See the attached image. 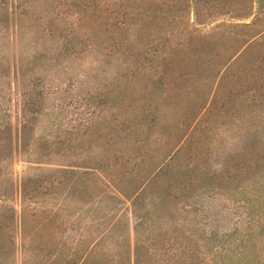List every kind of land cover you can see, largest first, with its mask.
I'll return each mask as SVG.
<instances>
[{
	"label": "trees",
	"instance_id": "trees-1",
	"mask_svg": "<svg viewBox=\"0 0 264 264\" xmlns=\"http://www.w3.org/2000/svg\"><path fill=\"white\" fill-rule=\"evenodd\" d=\"M7 32L19 45L10 56L0 47V264L14 255L16 226L21 264L37 253L41 264H109L112 246L115 264H264V0H0V46ZM88 56L93 71L71 75ZM194 78L214 79L208 98L187 88ZM78 80L92 84L87 121L35 134L47 100ZM167 111L194 144L152 143ZM218 128L238 144H209ZM73 156L21 175L16 216L13 162ZM222 192L248 196L244 229L210 223L203 197ZM50 194L91 210L89 223L30 204ZM107 195L128 202L130 218H95Z\"/></svg>",
	"mask_w": 264,
	"mask_h": 264
},
{
	"label": "rangeland",
	"instance_id": "rangeland-1",
	"mask_svg": "<svg viewBox=\"0 0 264 264\" xmlns=\"http://www.w3.org/2000/svg\"><path fill=\"white\" fill-rule=\"evenodd\" d=\"M189 21H191V16L188 15ZM224 21V22H233V23H251L253 21V16L243 17V18H228L226 16L219 17L217 20L212 21L210 24L202 25L197 24L196 28L200 31H205L212 27L216 22L218 21ZM4 44H2L0 47L3 49L1 52H5L7 56H10V53L15 50V46L19 45V38L15 39V36L11 34V32H7L5 37L3 38ZM17 50V46H16ZM15 50V51H16ZM81 63V64H80ZM95 66V62L88 56L86 59H84L82 62H77V65L72 66V72L71 75H75V72H78L79 69L85 68V70L91 72L93 71ZM67 72H69V68H65ZM57 76V75H56ZM76 76V75H75ZM50 78H52V74L50 75ZM57 80H53V83H57L59 86L63 87L64 83L67 81V73L64 71L60 74V76H57ZM76 78V77H75ZM79 79V77L77 78ZM59 82V83H58ZM186 86L190 90H194L198 94V97L201 99L208 98L214 88V79L208 82V79H201V78H194L189 79L186 82ZM92 84L91 82H85V81H76L74 87L67 88L66 90L62 92H57V94H54L52 98H49L47 100L48 108L47 111L41 116L40 120L36 124L35 127V134L38 133H46L50 132L53 134L57 131H62L64 129H73V128H80L89 118V101L86 99V90L91 89ZM193 92V91H192ZM10 99L8 101L9 105V112L10 117L12 121L17 120L18 116V96L14 95L12 91L9 93ZM188 101V100H186ZM88 103V104H87ZM51 104V105H50ZM53 104V106H52ZM55 104H58L57 107H55ZM170 112L167 111L164 114V118H167L165 121L166 129L164 131L163 137L158 141L152 142L153 144H194L193 142L187 141L184 139V136H180L179 134L182 132L178 130L176 131L174 125L176 122L174 121V118H169ZM94 118V117H93ZM100 118V117H99ZM211 137H209V144H238V141L236 137L231 136V132L228 130H223L221 128H218L216 130V133L212 135V133L209 134ZM189 137V136H188ZM177 138V140H176ZM177 141V142H176ZM77 143L74 141H69V144H75ZM151 143V142H150ZM64 144H66L64 142ZM24 158L18 157L13 164L9 167V176L12 182L15 186V194L7 200L9 204H11L15 208L16 216L18 215L19 210V196H18V182L21 175L24 174H33L37 173L41 170H47L54 167H57V162L61 160H76L77 157H67V158H53L51 161L52 163L48 164H31L27 163L23 160ZM103 160V158H102ZM215 164V163H213ZM106 190V188H105ZM213 196H205L203 197V203L207 207V211L214 214L213 220H211L212 225H217L219 228H229L232 225V222L238 221L237 226L238 228L245 227V219H246V210L247 209V200L248 196L245 194H242L241 192H233V193H227L222 192L219 193H213ZM31 205L35 206H44V207H57L61 206L68 209V212L71 211V215L74 218H78L79 222H88L89 223V216L91 213V210L85 212L84 207H72L76 206L73 205L72 201L65 199L61 194H50L45 196H39L36 199L32 200L30 202ZM235 205H240L241 207H235ZM113 206V209L112 207ZM128 202L123 201L120 202L118 199H112L110 197H106L105 202L102 204V210L100 206H98L97 215L95 218H100L101 214L104 215L105 220H108L109 217H116L120 210L123 214V218H130V210ZM111 218V219H112ZM91 222V221H90ZM94 222V218H92V223ZM92 230V227H89L88 232ZM15 232V243L13 245V249H15L13 257L7 261L5 264H21V253H20V243H22V247L26 246V243L23 241L21 242L18 239V227L16 226L13 230ZM78 231V230H77ZM76 232L74 230L68 232L67 234H70L71 237L69 240L74 241L76 238ZM111 245V244H109ZM115 247L112 246L110 250V258L111 262L109 264H115ZM33 264H41L42 257L40 254H36L34 256V259L32 257ZM53 264H57L58 261H53Z\"/></svg>",
	"mask_w": 264,
	"mask_h": 264
}]
</instances>
